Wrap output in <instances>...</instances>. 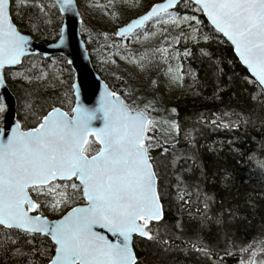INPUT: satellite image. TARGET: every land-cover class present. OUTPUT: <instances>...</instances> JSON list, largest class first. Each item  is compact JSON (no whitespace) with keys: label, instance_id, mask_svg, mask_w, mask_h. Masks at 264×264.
I'll return each instance as SVG.
<instances>
[{"label":"snow or ice","instance_id":"1","mask_svg":"<svg viewBox=\"0 0 264 264\" xmlns=\"http://www.w3.org/2000/svg\"><path fill=\"white\" fill-rule=\"evenodd\" d=\"M181 3L191 15L177 11ZM109 5L115 7V0H109ZM25 7L45 15L52 9L60 14L77 11L76 0L48 4L43 0H0V88L6 87L4 69H17L18 75L12 79L26 81L21 110L25 120L35 121L30 126L21 120L7 125L2 118L9 107L0 96V123L6 125L0 127V254L9 258L5 264H39L37 255L46 259V264H142L133 244L136 236L162 246L164 251L169 250L170 242L192 243L184 241L185 225L180 220L165 228L167 238L160 232L166 195L174 193L182 204H191V189L180 162H194L195 153L179 154L175 144L166 146L167 141L156 135L167 132L178 137L179 123L158 118L156 101L145 99L141 103L136 89L128 92L126 101L105 86L95 105L88 107L78 99L79 88L71 85L77 96L75 106L68 110L55 104L45 107L38 90L29 86L33 81L46 80L48 74L43 70L38 76L19 71L25 58L34 53L29 50L28 35L22 34L14 21L26 19L35 26L39 18L25 12ZM121 7L139 11V6L129 5V0H121ZM156 26H161L163 43L152 49L151 55L130 54V63L141 69L162 63L167 66L165 75L170 85L183 87L185 75L194 81L196 75L191 69L186 73L182 63L173 66L172 61L193 56L189 42L197 46L210 41L222 43L234 51L246 69L244 82L259 89L264 98V0H164L149 4L116 35L134 39L143 30L147 38L156 34ZM177 29L178 34L168 38ZM182 42L185 46L181 52L177 45ZM60 43H64L63 29ZM199 51L213 74H223L212 53L204 47ZM35 67L33 64L26 71ZM232 116L235 121L223 123L222 117H217L210 123L230 128L236 121L251 122L239 111ZM185 140L194 147L190 132L185 133ZM196 195L199 200L198 186ZM212 202V197L204 195L202 228L213 219L217 225L226 223L223 210L215 217L209 215ZM45 209L60 213V218L49 219ZM196 239L200 240L199 235ZM192 246L209 259L214 255L207 246ZM251 256L247 264H257V251Z\"/></svg>","mask_w":264,"mask_h":264},{"label":"trees","instance_id":"2","mask_svg":"<svg viewBox=\"0 0 264 264\" xmlns=\"http://www.w3.org/2000/svg\"><path fill=\"white\" fill-rule=\"evenodd\" d=\"M43 2L48 4L52 1L43 0ZM24 11L38 15L39 18L36 19L35 26L29 24L26 19L16 18L14 22L22 32L32 35L44 44L52 43L59 38L63 17L57 9L50 10L47 15L39 14L36 9L29 10L27 7ZM177 11L182 14H192L184 3L179 5ZM80 12L83 19L81 32L94 68L113 91L128 101V92L132 86L124 78L112 79L110 77L112 73L108 69H101L99 60L106 58V53L116 49L117 44L123 47L126 42H130L131 37L120 38L116 35L117 31L100 33L96 26L88 22L87 16L81 9ZM89 34L93 36L90 40H88ZM177 34L178 29L175 31V36ZM184 46L182 42L177 48L182 52ZM188 47L191 48L193 56L188 59L181 57L179 62L183 64L186 73L189 69L195 73L196 80L194 81L190 75H185L184 86L180 87L172 106L168 107L166 99L154 93L152 88L139 95L141 100L156 101L160 110L155 113L158 118L169 117L172 114V120L180 125L181 132L178 137L175 134L164 133L160 136L156 134L161 141L166 140V146L175 144V151L179 154L192 156L195 153L194 162L192 160H188L186 164L184 161L180 162L181 171L191 189V204H182L174 193L165 196L164 218L160 221L161 235L167 238L165 228H170L180 220L185 225L184 241L207 246L214 255L209 259L204 253L196 251L192 243L181 240L170 242L169 250L164 251L162 246L142 238H136L135 251L142 264H241L242 261L247 264L252 259V251H257V256L260 255L264 259V166H262L264 165V98H261L259 89L254 90L251 84L244 82L242 78L248 73L243 65L239 64L234 51L227 45L210 41L208 44L202 42L197 46L189 42ZM200 47L206 48L213 54V60L223 68V74H213L207 58L200 55ZM131 49L137 52L145 51V48ZM56 59L61 62L58 69L51 66L52 59L34 55L25 59L19 71L24 72L25 75L36 76L40 75L41 70L46 72L48 74L46 80L33 81L29 87L38 90L42 98L41 102L46 101L45 107L55 104L68 110L74 105L71 87L74 84V73L65 59L60 57ZM232 61L236 62L232 63ZM33 64L36 66L35 69L27 72L26 69ZM14 71H8L6 78L18 101V120L30 126L35 121L25 120L24 112L21 110L23 85L26 81L13 80ZM229 77L232 79L229 80ZM155 82L154 88L157 87L159 79ZM253 96H256L255 100L251 98ZM172 109L176 112L173 113ZM237 111L250 117L251 122L242 124L236 121L230 128L217 127L210 123L217 117H222L223 123H228L230 119L235 121L236 118L232 113ZM225 112L228 116L223 115ZM186 132H190L195 138L194 147L190 148L188 141L185 140ZM184 168H190L191 171H183ZM197 186L200 189L199 200L196 195ZM204 195L212 197L214 201L210 216L220 215L223 210L226 221L223 226L217 225L213 219L207 221L203 228L201 227ZM229 212L234 213V216L228 215ZM44 214L50 219H57L61 215L47 209L44 210ZM197 235L200 237L199 241L196 239ZM35 259L39 264H46V259L40 258L39 255ZM8 260V257L0 254V264H5Z\"/></svg>","mask_w":264,"mask_h":264},{"label":"rangeland","instance_id":"3","mask_svg":"<svg viewBox=\"0 0 264 264\" xmlns=\"http://www.w3.org/2000/svg\"><path fill=\"white\" fill-rule=\"evenodd\" d=\"M162 1L164 0H129V5L135 3L139 6V11L131 7L128 9L122 8L121 0H115V7L109 5V0H77V3L79 9H81L87 16L88 22L90 21L93 26H96L98 32L101 33L107 31H118V29L129 22L130 19L143 14L149 4L159 3ZM96 5L100 6L98 7ZM104 6L108 7L105 8ZM160 27L161 26L155 27L154 31L156 34L154 36H148L145 38L142 30L139 37L134 39L131 38L130 42H126L127 44L123 47H120L117 44L116 49L106 53V58H101L99 60V64L102 70L108 69L112 73L110 76L112 79L118 80L119 78H124L132 86V89L137 90L138 94L152 88L154 93H158L166 99V104L169 107L173 105L175 96L180 90V86L170 85L165 75L167 66L162 63L159 65L153 63L141 69L130 63L127 59V57H129L132 53H135L136 56H139L141 53H148L151 55L152 49L160 46L164 40L163 35L160 33ZM175 31L176 30H172L168 38L175 37ZM92 37L93 36L89 34L88 40ZM131 48H145V51L137 52ZM178 62L179 61L175 60L172 61L173 66H175ZM60 64L61 62L58 59H52L51 66L57 67L58 69ZM14 75H18L17 70L13 72L12 76ZM156 79H159V82L157 87L154 88L153 81ZM143 101L144 100H141V103ZM169 111L171 112L170 108ZM5 113L3 114V118ZM160 119L173 121L172 114H170L169 117H162ZM0 127H3V123H0ZM164 133L167 134V132ZM156 134L158 136L161 135L159 132Z\"/></svg>","mask_w":264,"mask_h":264},{"label":"water","instance_id":"4","mask_svg":"<svg viewBox=\"0 0 264 264\" xmlns=\"http://www.w3.org/2000/svg\"><path fill=\"white\" fill-rule=\"evenodd\" d=\"M50 1L53 2V0ZM61 15L63 17V25L61 29L64 30L63 44L60 43V35L56 41L49 44H44L36 40L32 35L26 34L22 31L21 32L22 34L28 35L30 40L29 50L30 52L34 53V55H40L44 59H53L57 57L65 59L66 63L70 66V68L74 73L73 85H76L80 90V95L78 97L80 103L88 107L94 106L96 101L99 99L101 93L105 91V86H107L108 90L110 91L113 90L108 85V83L102 79V77L94 68L90 52L88 50L86 41L83 39L81 32L82 15L78 3H77L76 12L65 13ZM34 55L27 56L26 58L32 57ZM69 61H71V63H69ZM13 70L16 69L5 68L4 69L5 76L8 71H13ZM5 84H6L5 88H0V96H2L6 100V103L9 107V111L5 113L3 120L7 122V125H13L14 122L18 120V116H17L18 101L8 84L7 78L5 80ZM73 95H74L73 106H75L77 100L75 89H73ZM5 126L6 125L3 123V127ZM153 223L156 222L154 221ZM136 238H140V237L136 236L133 238L134 248H135ZM255 259L257 261V264H259V262L263 260V257L259 255Z\"/></svg>","mask_w":264,"mask_h":264},{"label":"flooded vegetation","instance_id":"5","mask_svg":"<svg viewBox=\"0 0 264 264\" xmlns=\"http://www.w3.org/2000/svg\"><path fill=\"white\" fill-rule=\"evenodd\" d=\"M264 260V259H263Z\"/></svg>","mask_w":264,"mask_h":264}]
</instances>
